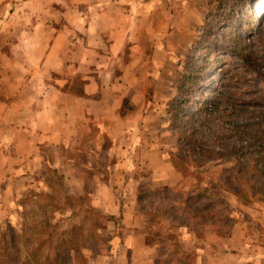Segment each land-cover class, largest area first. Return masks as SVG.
Returning <instances> with one entry per match:
<instances>
[{"label":"crops","instance_id":"0c3cea01","mask_svg":"<svg viewBox=\"0 0 264 264\" xmlns=\"http://www.w3.org/2000/svg\"><path fill=\"white\" fill-rule=\"evenodd\" d=\"M162 10L161 0H0V221L29 186L24 181L35 184L46 168L72 171V187L91 189L90 205L106 222L103 249L89 264H264L260 245L208 244L207 251L148 241L151 217L138 211L136 194L158 186L144 134L148 110L160 105L151 85L162 53L157 33L152 40L140 32L158 28L162 39ZM75 142L83 146L71 156L85 158L81 166L67 160ZM46 149L58 153L57 163ZM101 157L106 164L86 181L83 172ZM254 222L264 227V213ZM241 223L230 228L240 243Z\"/></svg>","mask_w":264,"mask_h":264},{"label":"rangeland","instance_id":"374dc122","mask_svg":"<svg viewBox=\"0 0 264 264\" xmlns=\"http://www.w3.org/2000/svg\"><path fill=\"white\" fill-rule=\"evenodd\" d=\"M161 1L162 39L158 28L157 32L154 28L140 32L152 40L157 33L155 43L162 53L158 78L150 81L151 88L158 90L160 105L155 112L147 111L153 115L144 134L150 146L148 160L159 164L148 175L158 186L136 194L138 211L151 217L145 226L148 241L167 245L177 241L181 248L186 244L207 251L208 244L264 247V227L254 222L264 213V196L243 185L245 199L220 190L222 172L236 170V164L220 155L209 157L208 151L199 152L187 142L190 138L196 146H209L220 154L224 145H241L234 126L264 122V0ZM178 4H186V9L167 14ZM180 89L186 91L190 104H184L186 112L176 120L169 103ZM255 128L245 130L253 134ZM82 146L75 142L65 151L73 165L85 161L71 156V150ZM45 152L46 160L57 163L58 153ZM92 163L93 169L82 174L86 181L106 164L102 157ZM174 165L182 173L180 178ZM39 175L33 185L24 181L29 186L15 197L10 218L0 221V249L12 257L17 249L22 258L37 247L38 258L31 264H55L50 256L62 241L71 250L72 264H89L103 249L105 238H100V230L106 223L98 208L93 214L86 212L93 198L91 189H74L76 174L72 171L59 174L46 168ZM240 222L244 225L241 243L230 231L232 224ZM183 229L189 235L184 239ZM47 254L49 262L45 261Z\"/></svg>","mask_w":264,"mask_h":264},{"label":"trees","instance_id":"16d2710c","mask_svg":"<svg viewBox=\"0 0 264 264\" xmlns=\"http://www.w3.org/2000/svg\"><path fill=\"white\" fill-rule=\"evenodd\" d=\"M186 95V91L180 89L176 98L174 100H171L169 103L172 109L171 111L173 113V117L176 120L179 119L181 112H186L185 109L183 110L184 104H186L187 106L190 104L189 98ZM251 126H256L253 134H250L245 130L250 128ZM232 131L235 133L237 140L241 142V145L235 147L224 145L222 146V153L220 154L218 152H214L211 148H209V146H206L205 148H203L202 146H196V143L190 138H187V142L192 144V146L197 147L199 152L208 151L210 153L209 157L220 155L219 157H224L223 159H225L227 162H234L236 164V170H232L229 168L222 172L224 176H222L223 180L219 185L220 190L232 193L237 197L245 199L241 195V190H243L241 185H243L252 193L264 196V166H259L261 163L264 164V122H259L252 125H236L233 127ZM246 138L248 141L244 140ZM173 169L174 171H176L175 174H177V178H180L182 173L177 169L175 165ZM85 209H89L86 210V212H90V214H93L94 210H96L93 206H87L85 207ZM197 210L196 212H198ZM96 229L97 227H95V230ZM14 250L15 249H13V252ZM37 251V247L32 248L29 253H24L21 256L22 258H20V255H18L19 251L17 249L15 257H12L8 252H4L0 249V264H31L33 263L32 260H36V258H38ZM70 251V248L65 249V247L62 245V241H60L59 247L54 250V253L52 254V256H50V260H55V264H72ZM48 259L49 256L47 254L45 257V261L49 262Z\"/></svg>","mask_w":264,"mask_h":264},{"label":"bare ground","instance_id":"6f19581e","mask_svg":"<svg viewBox=\"0 0 264 264\" xmlns=\"http://www.w3.org/2000/svg\"><path fill=\"white\" fill-rule=\"evenodd\" d=\"M260 4H261V2H259V5L258 4L257 5L260 6Z\"/></svg>","mask_w":264,"mask_h":264}]
</instances>
